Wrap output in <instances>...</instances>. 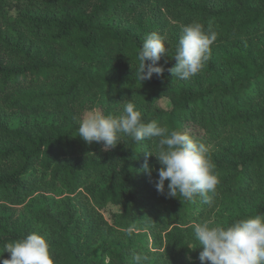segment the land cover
I'll use <instances>...</instances> for the list:
<instances>
[{"label": "trees", "instance_id": "1", "mask_svg": "<svg viewBox=\"0 0 264 264\" xmlns=\"http://www.w3.org/2000/svg\"><path fill=\"white\" fill-rule=\"evenodd\" d=\"M192 23L216 39L200 72L175 79L168 69ZM153 32L166 38L165 70L140 81L138 52ZM128 102L145 123L208 146L220 181L211 203L168 197L167 181L157 191L155 156L151 174L142 169L154 141L121 134L104 151L78 137L89 111L118 117ZM255 216L264 217V0H0V261L6 244L37 232L55 264H132L133 253L201 264L196 224Z\"/></svg>", "mask_w": 264, "mask_h": 264}, {"label": "clouds", "instance_id": "2", "mask_svg": "<svg viewBox=\"0 0 264 264\" xmlns=\"http://www.w3.org/2000/svg\"><path fill=\"white\" fill-rule=\"evenodd\" d=\"M181 32L174 56L176 64L168 71L175 79L187 80L204 67L216 36L211 26L206 33L199 23L185 25ZM165 39L153 32L144 40L138 52L140 81L151 79L153 74H163L165 69L158 66V62L168 55ZM148 61L150 63H146ZM121 134L136 142H155L154 152H145L142 169L150 175L154 169L149 166L148 157L155 156L160 165L155 184L159 193L165 194L167 181L168 197L177 198L179 194L191 201L199 196L205 203H211L220 181L214 172L215 165L209 155V148L204 143L182 131H169L156 121L145 123L140 111L131 102L124 105L123 113L118 117L105 116L93 110L79 122L78 137L89 144L101 143L104 151L119 145ZM194 232L198 246L203 247L199 254L201 264H264L262 216L238 219L226 227L210 222L198 223L194 226ZM5 251L10 253V259H2L0 264H55L46 237L37 232L6 244ZM148 259L147 255L133 253L132 264H145Z\"/></svg>", "mask_w": 264, "mask_h": 264}, {"label": "rangeland", "instance_id": "3", "mask_svg": "<svg viewBox=\"0 0 264 264\" xmlns=\"http://www.w3.org/2000/svg\"><path fill=\"white\" fill-rule=\"evenodd\" d=\"M12 15H14L15 13L12 11V13H11ZM93 110H95V111H97L96 109H93ZM93 110H91V111H93Z\"/></svg>", "mask_w": 264, "mask_h": 264}]
</instances>
